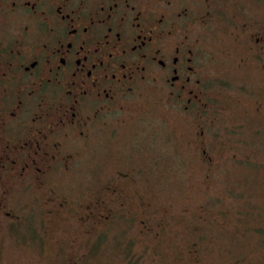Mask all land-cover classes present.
<instances>
[{
    "label": "flooded vegetation",
    "instance_id": "af4514ba",
    "mask_svg": "<svg viewBox=\"0 0 264 264\" xmlns=\"http://www.w3.org/2000/svg\"><path fill=\"white\" fill-rule=\"evenodd\" d=\"M252 2L260 1L0 0V233L12 227L7 224L22 232L29 222L32 234L25 237L36 247L52 234L47 222L60 219V211L82 209L80 219L103 222L120 207L128 209L124 183L135 181L131 172L114 170L107 182L113 186L97 190L86 204L60 195L59 188L80 186L62 179L90 170L84 153L96 132L110 121L142 118L135 110L150 94L185 118L197 113L208 120L207 126L201 120V158L208 164L222 157L210 143L221 133L209 127L217 119L210 115L221 110L212 91L224 86L208 74V51L227 35L245 47L240 61L264 78V22L244 17ZM255 107L263 111L264 97ZM227 129L235 130L234 124ZM258 158H249L254 170L261 167ZM19 190L33 203L47 197L50 208L43 210L51 219L38 208L32 215L14 208ZM147 208L140 212L150 215ZM138 213L125 214L131 219Z\"/></svg>",
    "mask_w": 264,
    "mask_h": 264
},
{
    "label": "rangeland",
    "instance_id": "374dc122",
    "mask_svg": "<svg viewBox=\"0 0 264 264\" xmlns=\"http://www.w3.org/2000/svg\"><path fill=\"white\" fill-rule=\"evenodd\" d=\"M259 1L258 5L247 4L245 21L263 25L264 0ZM216 41L215 49L208 51L211 54L206 64L208 74L217 77L215 80H220L224 88L212 91V103L216 107L220 104L221 110L210 115L217 119L209 129L221 133L210 143L215 150L221 149L222 157L208 164L201 158L206 140L200 132L201 120H208L203 116L200 120L197 113L185 118L179 110L171 109L165 98L158 100V95L150 94L135 110L144 113L142 118L110 121L97 131L101 133L96 132L93 148L84 153V161L88 158L83 161L84 167L90 170L82 168L62 179L65 185L80 186L59 188L60 195L86 204L97 190L107 192V185L113 186L107 182L114 170L131 172L135 181L124 183L129 208L114 211L120 219L116 223L113 219L101 222L80 219L82 209L77 213L60 211V219L47 222L52 234L39 239V248L28 243L30 237L23 242L21 232L7 224L12 227L0 233V264H129L126 240L119 239L121 236H126L127 244L137 251L148 249L142 257L145 263L181 264L184 245L191 241L194 230L201 234L203 243L210 245L209 250L202 251L209 253V262L220 260L233 245L237 255L253 261L261 255L264 263L260 243L264 239V108L258 112L255 107L256 98L264 97V78L252 64L240 61L244 46L229 42L227 35ZM212 84L216 83L211 80ZM232 124L238 128L227 129ZM254 128L258 130L256 136ZM90 155L97 160L93 162ZM248 157H259V170H254ZM18 192L14 208L30 215L38 208L41 217L50 218V213L43 210V206L50 208L47 197L33 203L31 194ZM146 207L150 215L141 213ZM136 211V217L126 221L125 213ZM134 257L142 261L139 252L132 254V262Z\"/></svg>",
    "mask_w": 264,
    "mask_h": 264
},
{
    "label": "trees",
    "instance_id": "16d2710c",
    "mask_svg": "<svg viewBox=\"0 0 264 264\" xmlns=\"http://www.w3.org/2000/svg\"><path fill=\"white\" fill-rule=\"evenodd\" d=\"M119 219H120V217L119 216H116L112 220V223H114V222L116 223ZM122 220H123V218H122ZM128 220H129V218H127L126 221H128ZM28 224L29 223H27V222L24 223V229H26V230L22 231L21 232V235L19 236L20 238H22V240L23 239H26V237H25L26 236V233L28 235H31L32 234L31 229H28L29 228V225ZM245 227L248 228V227H250V225L248 224ZM195 231H197V230H194L193 231L194 234L192 236L191 241L189 243H187V244L184 245L185 255H184V257H181V259L179 261V262H181V264H264L261 261V258H260L261 255H258V258L257 259H254V261L251 260L250 258H248V259H247V257L245 258L243 255H237V253L236 252L234 253V251H233V247H232L233 245L229 247V250L227 252H225L222 255H220L221 256L220 257V260H213L212 262H209L208 261V258L210 257L209 256V253H203L202 254V251L205 252V251L209 250L210 245L208 243H203L199 239L200 236H201V234H199V232H196L195 233ZM124 232L122 234H124ZM189 236L186 238V240L189 238ZM119 239H122L123 241L126 240V246H125V248L128 249L127 250V253H126V256L129 257V262H128L129 264H153V263H150V262H147V263L144 262L145 261L144 254L146 253V250H148L147 248H145L142 251H137V250H135L132 247V245L127 244L129 242V239H127L126 236L125 237L124 236H121V237H119ZM102 240L103 239H101V241ZM23 242H25V240H23ZM42 242H41V244H42ZM44 243H46V242L44 241ZM121 243H119V244H121ZM260 243H263L262 245L264 247V239ZM38 245H39V241L37 242L36 247H38ZM151 249H153V248H151ZM135 252H139L140 253L142 261H139V258H135L134 257V261L132 262L131 256H132V254L134 255ZM183 253H184V250H183ZM143 256H144V258H142ZM178 264H180V263H178Z\"/></svg>",
    "mask_w": 264,
    "mask_h": 264
}]
</instances>
